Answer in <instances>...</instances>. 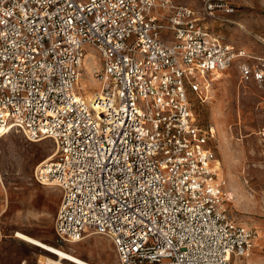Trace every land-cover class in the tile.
Segmentation results:
<instances>
[{
  "label": "built area",
  "instance_id": "2783aa9c",
  "mask_svg": "<svg viewBox=\"0 0 264 264\" xmlns=\"http://www.w3.org/2000/svg\"><path fill=\"white\" fill-rule=\"evenodd\" d=\"M203 1L208 15L224 5ZM90 49L100 62L93 99L77 90ZM235 61L241 82H264V56L174 0H0V136L54 140L34 177L62 191L58 239L104 235L118 264L250 256L255 233L226 208L213 127L192 104Z\"/></svg>",
  "mask_w": 264,
  "mask_h": 264
},
{
  "label": "rangeland",
  "instance_id": "374dc122",
  "mask_svg": "<svg viewBox=\"0 0 264 264\" xmlns=\"http://www.w3.org/2000/svg\"><path fill=\"white\" fill-rule=\"evenodd\" d=\"M174 1L192 6L209 30L228 43L264 56V0H218L224 5L214 15L204 12L203 0ZM90 51L83 65L89 61L98 71L100 62ZM238 66V61L233 62L211 81L204 100L193 94L192 104L197 122L213 127L210 145L225 181L226 208L255 233L250 256L233 264H264V82H241ZM88 69L77 84L85 96L101 91L98 77L90 76ZM54 148L53 139L34 142L17 131L0 138V264H35L40 255H50L15 237L18 231L95 264H118L114 245L104 235H88L75 243L56 236L54 222L62 191L34 177L39 163Z\"/></svg>",
  "mask_w": 264,
  "mask_h": 264
},
{
  "label": "bare ground",
  "instance_id": "6f19581e",
  "mask_svg": "<svg viewBox=\"0 0 264 264\" xmlns=\"http://www.w3.org/2000/svg\"><path fill=\"white\" fill-rule=\"evenodd\" d=\"M85 62H86L85 63L86 68L87 67L89 68L88 71H90V76H91V74H93L92 77L95 78L97 76V73H96L97 69H95V67L93 66V63H90L89 61H85ZM85 65H83V66L85 67ZM84 70L81 69V72H80V78H79L80 84L82 82V77H83V71ZM94 73H96V74H94ZM95 94L96 93H92L91 92V93L86 94V97L88 99H93V96ZM1 137L2 136H0V138ZM41 140H43V139H41ZM37 141H40V140H37ZM51 157H52V153L44 161H47ZM1 179H2V177H1ZM15 237H17V238H19V239H21V240H23V241H25L27 243H30L32 245L40 247L41 249H43L44 251H46L50 255H54L55 261L58 264H66V263H72V264H95V263H93V262H91L89 260H86L84 258H81L80 256L75 255V254H73V253H71V252H69V251H67V250H65V249H63L61 247L55 246L53 244H48L47 242L45 243L41 239H38L37 237L31 236V235H29L27 233L18 231V232H16Z\"/></svg>",
  "mask_w": 264,
  "mask_h": 264
}]
</instances>
